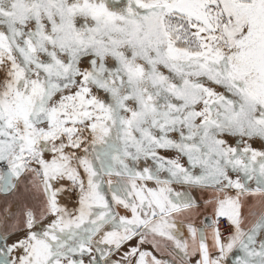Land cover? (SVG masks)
<instances>
[{
  "label": "snow or ice",
  "instance_id": "6c2138e0",
  "mask_svg": "<svg viewBox=\"0 0 264 264\" xmlns=\"http://www.w3.org/2000/svg\"><path fill=\"white\" fill-rule=\"evenodd\" d=\"M0 264H264V0H0Z\"/></svg>",
  "mask_w": 264,
  "mask_h": 264
},
{
  "label": "rangeland",
  "instance_id": "374dc122",
  "mask_svg": "<svg viewBox=\"0 0 264 264\" xmlns=\"http://www.w3.org/2000/svg\"><path fill=\"white\" fill-rule=\"evenodd\" d=\"M258 146V145H257ZM162 154H165V153H162ZM167 155H175L174 153H166ZM61 202L63 203V202H65V199L62 197L61 198Z\"/></svg>",
  "mask_w": 264,
  "mask_h": 264
}]
</instances>
